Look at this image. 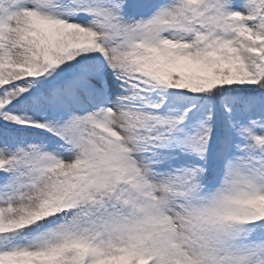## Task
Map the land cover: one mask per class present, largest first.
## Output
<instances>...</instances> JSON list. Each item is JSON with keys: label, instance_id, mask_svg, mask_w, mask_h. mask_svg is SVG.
Instances as JSON below:
<instances>
[{"label": "snow or ice", "instance_id": "1", "mask_svg": "<svg viewBox=\"0 0 264 264\" xmlns=\"http://www.w3.org/2000/svg\"><path fill=\"white\" fill-rule=\"evenodd\" d=\"M0 264H264V0H0Z\"/></svg>", "mask_w": 264, "mask_h": 264}]
</instances>
